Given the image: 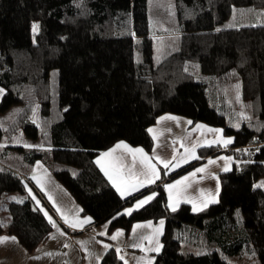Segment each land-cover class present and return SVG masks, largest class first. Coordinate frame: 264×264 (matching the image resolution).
I'll return each instance as SVG.
<instances>
[{"label": "trees", "instance_id": "1", "mask_svg": "<svg viewBox=\"0 0 264 264\" xmlns=\"http://www.w3.org/2000/svg\"><path fill=\"white\" fill-rule=\"evenodd\" d=\"M165 1L173 20L161 29L149 12ZM164 37L174 38L171 52L154 62ZM236 82L240 102L229 96ZM0 87V114L21 105L0 127V235L28 252L47 240L44 207L54 212L42 195L37 202L29 176L40 161L92 223L127 232L164 220L153 264H264V188L256 185L264 179V0H0ZM166 113L231 138L199 147L196 160L162 179L226 148L231 168L218 175L217 201L201 210L170 209L163 183L122 198L95 162L119 141L150 153L149 127ZM17 132L38 144H1ZM146 191L155 192L147 204L116 215ZM100 264L123 262L110 249Z\"/></svg>", "mask_w": 264, "mask_h": 264}, {"label": "crops", "instance_id": "2", "mask_svg": "<svg viewBox=\"0 0 264 264\" xmlns=\"http://www.w3.org/2000/svg\"><path fill=\"white\" fill-rule=\"evenodd\" d=\"M168 117L175 119H168ZM197 125L200 127L198 128ZM149 129L153 130L152 132L149 131L153 138V147L150 153H147L142 147L131 146L124 141H119L112 147L100 152L95 158L98 168L112 186L113 182L105 175L102 167L110 173L112 172L110 164L115 163L120 167L124 175V182L118 180L117 184L122 191L126 190L128 193L122 196L121 192L117 191V187L113 186L120 197L128 198L150 185H158V183H163L164 186L175 185L177 181H183L182 184L171 189V200L169 199V190L165 187L170 209H172L170 205H174L176 209L182 203H187L194 211V204L197 209L201 210L215 203L219 191L218 175L220 172L229 170L232 165V157L226 152V148H222V152L215 155L202 158L200 163L173 178L162 179L196 160L192 158V154L198 157L199 147L210 145L226 147L230 143L225 144L224 141H231V138L225 136L218 127L202 122L192 124L189 118L170 113L160 115ZM121 143L127 145V149L116 148ZM112 149L116 150L111 156H102V153H107ZM128 149H142L143 155L156 165L160 178L153 183L145 182L142 187L137 184L136 190H132L130 185L135 184L137 180H143L139 173L143 170L144 165L141 163V154L136 153L134 159L133 153L129 152ZM173 156H175V160H173ZM157 157L172 161L173 164L179 166L175 168L170 166L165 169L163 164L157 162ZM184 159L187 160L186 163L183 162ZM98 160L100 164L97 163ZM209 160L215 161V163L209 164ZM197 168H204L205 171L196 172ZM192 173L195 175H190ZM29 176L37 186L39 193L51 206L54 214L45 207L44 210L55 221L57 227H52L47 240L33 252L26 251L16 238L14 241L8 239L0 243V264H100L103 255L110 249L116 252L123 264H153L156 255L161 252L164 220L136 222L127 232L120 228L111 229L109 227L110 220L97 224L92 223V219L81 213V208L75 199L54 178L43 163L35 162ZM184 177H188V179L183 180ZM153 194H155L153 191L140 193L116 215H128L126 210L138 209L137 203L148 196H153ZM36 200L38 203L41 202L37 195ZM57 208L60 209V212L56 211ZM62 217L66 218L68 222L65 223V219ZM71 224H76V227H71ZM136 225L148 226L136 228ZM118 230L122 232V235L116 240L110 239ZM101 232H104L105 235H100ZM0 237L12 238L13 236L1 234ZM104 245L109 247L105 248Z\"/></svg>", "mask_w": 264, "mask_h": 264}, {"label": "snow or ice", "instance_id": "3", "mask_svg": "<svg viewBox=\"0 0 264 264\" xmlns=\"http://www.w3.org/2000/svg\"><path fill=\"white\" fill-rule=\"evenodd\" d=\"M32 28H33V32L35 33V32L38 31L39 25L38 24H33ZM236 87L238 88L239 86L237 85ZM3 91H4L3 89H0V95L3 94ZM237 100H239V94H237ZM33 111H35V110H33ZM168 119H175V118L174 117H168ZM197 127L199 128L200 126L197 125ZM149 131L152 132L153 130L152 129H149ZM154 139H155V137H154ZM224 143L225 144H228V143H231V141L230 140H225ZM25 146L26 147H33L32 145H25ZM121 147L127 149L128 146L127 145H124L122 143L121 144H118L116 146V148H121ZM115 150L116 149H112V150H110L107 153H102V156H104V157L111 156L112 153ZM128 151L133 153L134 159H135V154L136 153H140L141 154V157H142L141 163L144 165L143 170L139 173V175L143 177V180H137L135 184L130 185V187H131L132 190H136V185L137 184H139L142 187V186H144L145 182H147V183H153V182H155V180H157V179L160 178L159 173L157 172L156 165L153 164V163H151V160L148 157H146V156L143 155L142 149H135V150L128 149ZM192 158L193 159H197L198 157H195V155L192 154ZM156 159H157V162L158 163L163 164V166H164L165 169H168L170 166L172 168H175V167H178L179 166L178 164H173L172 161H169V160H162L159 157H157ZM173 160H175V156H173ZM183 162L186 163L187 160L184 159ZM97 163L100 164V161L98 160ZM212 163H215V161L209 160V164H212ZM110 167L112 169V172L111 173L107 169H104L102 167V170L105 171V175L108 176V178L113 182V186L117 187V191H120L122 196L128 194L126 190L125 191H122L121 188H120V186L117 184V181L118 180L121 181V182H124V175H123V172L121 171L120 167L117 164H115V163L110 164ZM225 170H227V169H225ZM203 171H205L204 168H197L196 169V172H203ZM190 175H195V173H192ZM187 179H188V177H184L183 178V180H187ZM182 183H183V181H177L175 185H166L165 186L166 189L169 190V199L170 200L172 199L171 189L175 188L177 185H180ZM154 195L155 194H153V196ZM153 196H148L144 200L139 201L137 203L136 207L139 208V207H142L143 205L147 204L151 199H153ZM170 206L172 207V210L175 211V206L174 205H170ZM193 210L194 211L199 210V209H197V207H196L195 204L193 205ZM41 211H43V209H41ZM56 211L57 212H60V209L57 208ZM126 211H127L128 214H130L131 211H132V209H128ZM44 214L48 218L49 223L52 224V226L54 228L57 227L55 221H53L52 218L50 216H48V213L45 212ZM62 218H64V217H62ZM64 219H65V223H67L68 222L67 219L66 218H64ZM85 222H87V221H85ZM70 226L73 227V228H75L76 227V224H71ZM147 226L148 225H143V226L142 225H136L135 227L136 228H139V227H147ZM100 235H105V233L104 232H101ZM120 235H122V232L118 230L115 234H113L110 237V239L116 240ZM8 239H11V240L14 241L15 240V237H12V238L0 237V243H3L5 241H7ZM104 247L105 248H108L109 246L108 245H104ZM117 251L119 252V249H117ZM121 259H123V258L121 257Z\"/></svg>", "mask_w": 264, "mask_h": 264}, {"label": "rangeland", "instance_id": "4", "mask_svg": "<svg viewBox=\"0 0 264 264\" xmlns=\"http://www.w3.org/2000/svg\"><path fill=\"white\" fill-rule=\"evenodd\" d=\"M165 6L160 12L152 11V8H150L149 12V17L151 19V22L154 26H157L161 29H167L170 28V23L173 20V17L171 16L170 13V7L171 5H167V2H164ZM160 20H162L160 22ZM166 22V23H164ZM174 38H159L156 40L155 43V50H154V55H153V60L154 62H157L160 60L164 55L168 54L171 52V46H173ZM239 86L238 88L236 86ZM1 89V87H0ZM237 94L240 95V83L236 82L232 85V87L229 90V96L230 99L233 101L240 102V96L239 100H237ZM0 95V99H1ZM21 108L20 104H15L12 107H10L6 112L0 114V127H5L7 123L14 117V115L19 111ZM32 113V120L37 121L39 117V111L38 107L34 109ZM1 144L4 145H19V146H25V145H36L37 140H32L30 138L25 137L21 132H17L14 134L11 138L9 139H3L1 141ZM257 186H261L264 188V179H260L256 183Z\"/></svg>", "mask_w": 264, "mask_h": 264}, {"label": "built area", "instance_id": "5", "mask_svg": "<svg viewBox=\"0 0 264 264\" xmlns=\"http://www.w3.org/2000/svg\"><path fill=\"white\" fill-rule=\"evenodd\" d=\"M37 195H38V197L40 198L41 201L44 200V198H42L41 194H40L38 191H37ZM53 214H54V213H53Z\"/></svg>", "mask_w": 264, "mask_h": 264}]
</instances>
